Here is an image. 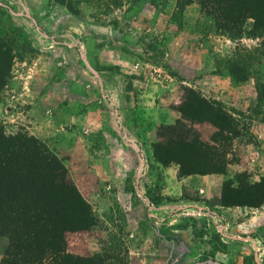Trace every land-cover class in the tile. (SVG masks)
Segmentation results:
<instances>
[{
	"label": "rangeland",
	"instance_id": "obj_1",
	"mask_svg": "<svg viewBox=\"0 0 264 264\" xmlns=\"http://www.w3.org/2000/svg\"><path fill=\"white\" fill-rule=\"evenodd\" d=\"M25 1L40 32L0 15L15 57L0 125L61 158L90 205L94 226L67 232V253L90 264H264V203L221 200L229 185L245 187L239 201H256L264 180V35L254 19L233 23L202 0ZM188 89L232 117L225 141L186 116L202 108ZM114 96L150 159L140 183L138 157L112 127ZM180 123L224 174L183 176L155 157L191 154Z\"/></svg>",
	"mask_w": 264,
	"mask_h": 264
},
{
	"label": "trees",
	"instance_id": "obj_2",
	"mask_svg": "<svg viewBox=\"0 0 264 264\" xmlns=\"http://www.w3.org/2000/svg\"><path fill=\"white\" fill-rule=\"evenodd\" d=\"M200 3L211 5L220 15L236 24L251 17L254 19L253 31L264 35V0H202ZM14 60L13 50L0 40V93L7 85ZM188 92L196 96L202 108L196 110V116L185 115L192 117L195 124L213 125L217 131L211 141L224 140L225 131L233 125L232 117L221 106L198 95L193 89H188ZM185 105L189 109L192 107V103ZM179 125L177 137L191 154L165 159L157 151L155 157L164 164L177 162L183 176L224 174V162L220 166L212 163V153L207 151L210 147L193 127ZM243 189L245 187L226 185L222 203L250 207L264 203V180L253 188L256 201H239ZM93 226L90 205L77 190L63 160L38 139L22 133L7 134L0 125L1 263L90 264L87 258L75 259L67 253L65 235L67 232L90 230Z\"/></svg>",
	"mask_w": 264,
	"mask_h": 264
},
{
	"label": "built area",
	"instance_id": "obj_3",
	"mask_svg": "<svg viewBox=\"0 0 264 264\" xmlns=\"http://www.w3.org/2000/svg\"><path fill=\"white\" fill-rule=\"evenodd\" d=\"M2 13H6L11 16L15 20H27L34 29L40 32L41 27L39 21L35 19L33 15H31L25 0H0V15ZM81 58L83 63L87 66V54L85 51L82 52ZM110 105V114L112 127L114 128L116 134L120 137V139L132 150L135 151L138 157V174H137V183H140L148 171L150 159L144 148V146L135 139L127 126L125 114L121 108V105L118 101V98L115 96L109 99Z\"/></svg>",
	"mask_w": 264,
	"mask_h": 264
}]
</instances>
